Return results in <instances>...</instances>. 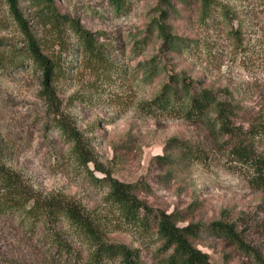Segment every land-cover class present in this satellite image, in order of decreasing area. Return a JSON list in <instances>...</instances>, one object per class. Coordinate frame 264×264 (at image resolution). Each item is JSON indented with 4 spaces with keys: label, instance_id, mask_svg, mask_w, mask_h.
<instances>
[{
    "label": "rangeland",
    "instance_id": "obj_1",
    "mask_svg": "<svg viewBox=\"0 0 264 264\" xmlns=\"http://www.w3.org/2000/svg\"><path fill=\"white\" fill-rule=\"evenodd\" d=\"M18 1L32 35L64 73L46 87L31 60L0 72V170L42 200L85 210L104 240L135 251L139 264H166L173 249L152 219L151 232L121 221L108 201L111 182L131 186L140 202L173 215L179 227L199 226L191 242L211 264H256L255 255L264 262V190L228 162L264 124V0H216L232 10L233 22L221 10L205 19L202 0H171L176 12L165 20L164 0H122V7L52 0L63 24L51 22L46 0ZM71 22L93 35L108 64L85 52ZM164 23L185 42L170 49L159 31ZM25 39L0 0L5 56L24 48ZM167 87L185 91L179 107L204 91L216 102L201 119L163 112L156 102ZM252 148L264 156V142ZM218 224L232 228L240 244L221 237ZM55 233L30 231L18 216L0 213V264H56L49 241ZM74 248L88 257L85 244Z\"/></svg>",
    "mask_w": 264,
    "mask_h": 264
},
{
    "label": "trees",
    "instance_id": "obj_2",
    "mask_svg": "<svg viewBox=\"0 0 264 264\" xmlns=\"http://www.w3.org/2000/svg\"><path fill=\"white\" fill-rule=\"evenodd\" d=\"M46 1L48 4L46 11L49 13L51 22L63 24L66 20L65 17L57 14L52 8V0ZM7 2L26 39L24 48H20L17 52L13 50L14 52H11L8 57L5 56L6 50H1L4 43L0 41V72L17 68L21 62L25 63L26 60H31V66L34 67L35 71L42 73L44 84L49 87L64 73L62 63L57 58L45 54L41 44L32 35L31 29L24 19L19 1L7 0ZM113 2L118 7L123 5L122 0H113ZM164 2L169 9L163 13L165 20L176 10L171 0H164ZM218 10L222 11L227 21L233 22L232 10L216 0H202V14L205 19L210 18L211 14ZM70 27H73L79 35L86 53L102 64L109 62L105 58L102 48L96 46L97 43L93 35L83 31L74 22H71ZM159 31L165 37L170 49H175L177 42H185L183 39L172 35L165 23L159 25ZM237 33L238 31L234 35ZM188 88L190 86H183V89ZM183 93L185 91L167 87L156 104L163 112H173L179 109L185 111L183 115L188 119H201L210 106L216 102L212 93L204 91L199 96L190 97L188 106L183 107L180 104L179 107L177 104H179L180 95ZM58 127L67 135L70 133L65 123L59 124ZM263 142L264 124L250 130L244 144L235 146L228 156L231 167L245 173L249 184L260 190H264V156L255 155L252 147L256 143ZM188 147L182 146V149ZM86 162L88 163V161ZM0 183L2 184L0 191L4 192V197L0 200V213L5 212L18 216L21 224L30 231H35L40 226L49 227V230H56V233L49 240L56 251L53 257L56 264H115L116 262L139 264L135 251L130 250L125 245L107 243L101 235L100 224L96 223L90 214L77 205L52 199L42 200L29 187H26L27 185L25 186L15 174L5 170H0ZM108 201L120 212L121 221H125L132 227L142 229L144 232H151V219L154 221L157 235L165 242L166 249H173V254L166 260V264H211L209 257L191 242L192 238L199 235L201 230L199 226L179 227L173 215L156 214L133 195L131 186L118 182L110 183ZM214 229L224 239L240 244L236 232L229 226L218 224ZM75 244H85L89 247V254L86 259L83 260V256L79 254L80 251L74 248ZM255 262L256 264H264L256 255Z\"/></svg>",
    "mask_w": 264,
    "mask_h": 264
}]
</instances>
